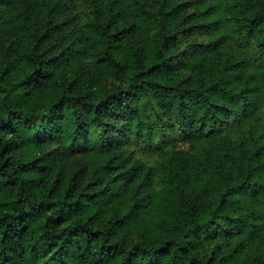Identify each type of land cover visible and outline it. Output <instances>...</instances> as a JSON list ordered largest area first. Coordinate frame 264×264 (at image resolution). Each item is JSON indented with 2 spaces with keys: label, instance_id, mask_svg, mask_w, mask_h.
Here are the masks:
<instances>
[{
  "label": "trees",
  "instance_id": "obj_1",
  "mask_svg": "<svg viewBox=\"0 0 264 264\" xmlns=\"http://www.w3.org/2000/svg\"><path fill=\"white\" fill-rule=\"evenodd\" d=\"M0 264H264V0H0Z\"/></svg>",
  "mask_w": 264,
  "mask_h": 264
}]
</instances>
